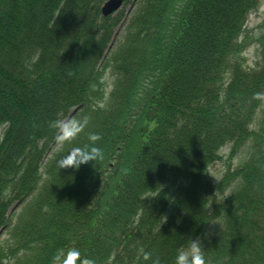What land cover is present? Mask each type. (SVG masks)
I'll use <instances>...</instances> for the list:
<instances>
[{
    "label": "trees",
    "instance_id": "obj_1",
    "mask_svg": "<svg viewBox=\"0 0 264 264\" xmlns=\"http://www.w3.org/2000/svg\"><path fill=\"white\" fill-rule=\"evenodd\" d=\"M106 1L0 0V264L69 248L173 264L191 239L205 264H264V20L246 32L262 0H137L129 15L124 0L104 16ZM74 108L86 124L57 143L50 122ZM89 133L103 159L60 168ZM227 144L244 157L215 184Z\"/></svg>",
    "mask_w": 264,
    "mask_h": 264
},
{
    "label": "clouds",
    "instance_id": "obj_2",
    "mask_svg": "<svg viewBox=\"0 0 264 264\" xmlns=\"http://www.w3.org/2000/svg\"><path fill=\"white\" fill-rule=\"evenodd\" d=\"M86 124V120L74 119H54L50 122V127L55 130V140L57 143H62L77 135ZM66 133H68L66 135ZM89 144L81 148L73 149L66 156L62 157L63 162L59 167L70 166L78 168L81 164L89 161L103 159V150L96 145V141L100 140L98 133H89ZM152 257L150 252L145 251L142 254L143 260L147 261ZM95 264L94 260L89 258H81L79 250L75 248L58 249L52 257V264ZM151 264H160L159 257L151 259ZM173 264H205V259L202 251V245L199 239H191L186 247L176 251Z\"/></svg>",
    "mask_w": 264,
    "mask_h": 264
},
{
    "label": "rangeland",
    "instance_id": "obj_3",
    "mask_svg": "<svg viewBox=\"0 0 264 264\" xmlns=\"http://www.w3.org/2000/svg\"><path fill=\"white\" fill-rule=\"evenodd\" d=\"M128 10V7L125 9ZM264 20V0H262V2L260 3V6L256 9V11H254L248 20V26L246 28V32L247 34L250 35H255L258 34V30H259V26L260 24L263 23ZM121 28V25L118 26L117 30H119ZM120 37L119 35V31L115 34L114 39ZM248 41L250 42L245 50H244V54L246 57V61L248 65H254L256 60H257V56H259V60H260V54H259V45L255 42L253 36L250 37L248 39ZM110 69L106 70V73H104V80H102V86L107 88L108 92H110L111 88H112V83L113 80L112 78H110L109 73ZM231 145L227 144L224 147L221 148L220 150V155L223 156L222 160L218 161L217 163L213 164L208 171V175L209 178L215 183L218 184L220 178L222 177V175L224 174L225 170L228 168H234L235 166H237V164L243 159V153L238 155V156H233L231 155ZM229 191V189L227 190V192ZM23 206H16L10 213H14V220H16L20 215H22V213H24L22 210ZM11 214V215H12ZM7 234V232L5 230H1L0 232V239H4L5 235ZM206 238V237H205Z\"/></svg>",
    "mask_w": 264,
    "mask_h": 264
},
{
    "label": "water",
    "instance_id": "obj_4",
    "mask_svg": "<svg viewBox=\"0 0 264 264\" xmlns=\"http://www.w3.org/2000/svg\"><path fill=\"white\" fill-rule=\"evenodd\" d=\"M122 3V0H109L105 3L104 7L102 8V11L105 15L110 13L111 11L117 9ZM74 112L70 116L73 115Z\"/></svg>",
    "mask_w": 264,
    "mask_h": 264
},
{
    "label": "bare ground",
    "instance_id": "obj_5",
    "mask_svg": "<svg viewBox=\"0 0 264 264\" xmlns=\"http://www.w3.org/2000/svg\"><path fill=\"white\" fill-rule=\"evenodd\" d=\"M123 8H125V2H124V1H122L121 5H120L117 9L111 11V12L108 13L107 15H115V14H117V12H119L120 10H123Z\"/></svg>",
    "mask_w": 264,
    "mask_h": 264
}]
</instances>
